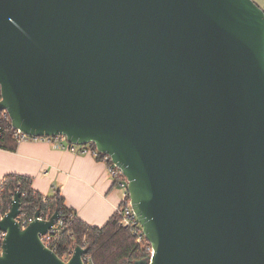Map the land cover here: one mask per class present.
<instances>
[{"label":"water","instance_id":"1","mask_svg":"<svg viewBox=\"0 0 264 264\" xmlns=\"http://www.w3.org/2000/svg\"><path fill=\"white\" fill-rule=\"evenodd\" d=\"M0 111L93 143L151 244L135 264H264V9L254 0H0ZM0 218V264H86Z\"/></svg>","mask_w":264,"mask_h":264},{"label":"crops","instance_id":"2","mask_svg":"<svg viewBox=\"0 0 264 264\" xmlns=\"http://www.w3.org/2000/svg\"><path fill=\"white\" fill-rule=\"evenodd\" d=\"M264 9V0H254ZM30 176L44 195L55 192L94 226H103L117 212L126 190L115 184L106 162L92 154H75L49 140H21L15 150L0 147V181L9 174Z\"/></svg>","mask_w":264,"mask_h":264},{"label":"trees","instance_id":"3","mask_svg":"<svg viewBox=\"0 0 264 264\" xmlns=\"http://www.w3.org/2000/svg\"><path fill=\"white\" fill-rule=\"evenodd\" d=\"M1 99V90H0ZM10 122L4 125L0 147L15 150L19 142L14 137ZM103 160V155L98 157ZM21 193V214L34 216L40 210L44 218L59 212L60 225L50 241V247L62 259L67 260L75 245L88 248L92 264H135L150 256V246L146 238L138 242V236L128 227L121 225V217L116 212L103 226H94L81 219L77 211L68 207L60 191L48 196L33 187L30 176L9 173L0 181V216H4L12 205L15 193ZM89 264V263H88Z\"/></svg>","mask_w":264,"mask_h":264},{"label":"built area","instance_id":"4","mask_svg":"<svg viewBox=\"0 0 264 264\" xmlns=\"http://www.w3.org/2000/svg\"><path fill=\"white\" fill-rule=\"evenodd\" d=\"M10 122L11 123V118L9 113L6 110L0 111V138L3 135V130H4V125ZM12 125V123H11ZM13 127V126H12ZM14 129V128H13ZM14 137L18 141L21 140H49L55 142V144L61 148V149H66L69 150L75 154H92L94 157L98 159L100 155H103V160L104 162L107 163L108 165V171L113 180L115 181V184L122 189L126 190V197L124 198L123 202L119 206L117 212L119 213L121 217V225L128 226L130 227L134 233L138 236V242L143 241V238H146L142 226L131 206L130 198H129V193H128V180L126 176L124 175L123 171L121 168H119L115 163H113L111 157L109 155L101 153L93 143H87V144H75L71 143L67 140L66 136L59 135V136H30L28 134L23 133L19 129H14ZM3 216H0L2 218ZM34 216L32 217H25L24 214L20 215L18 217L19 222L21 223L22 227L25 228L31 221H33ZM60 225L59 220L56 222L54 227L49 230V232L46 235L41 236V239L43 242L50 247V241L52 239V236L55 231L57 226ZM6 232L3 230H0V256L3 254L4 251V241L6 238ZM51 248V247H50ZM52 249V248H51ZM74 249L72 250L73 253ZM150 256L153 253L152 246H150ZM72 255V254H71ZM83 259L86 264H92L91 258L88 254H85L83 256Z\"/></svg>","mask_w":264,"mask_h":264},{"label":"rangeland","instance_id":"5","mask_svg":"<svg viewBox=\"0 0 264 264\" xmlns=\"http://www.w3.org/2000/svg\"><path fill=\"white\" fill-rule=\"evenodd\" d=\"M256 2V1H255ZM257 3V2H256Z\"/></svg>","mask_w":264,"mask_h":264}]
</instances>
